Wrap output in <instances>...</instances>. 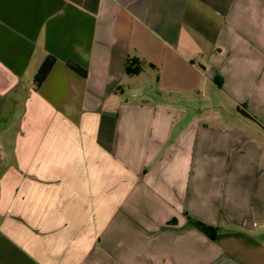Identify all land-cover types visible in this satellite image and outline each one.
I'll return each mask as SVG.
<instances>
[{
    "label": "crops",
    "instance_id": "obj_1",
    "mask_svg": "<svg viewBox=\"0 0 264 264\" xmlns=\"http://www.w3.org/2000/svg\"><path fill=\"white\" fill-rule=\"evenodd\" d=\"M263 241L264 0H0V264H264Z\"/></svg>",
    "mask_w": 264,
    "mask_h": 264
},
{
    "label": "trees",
    "instance_id": "obj_2",
    "mask_svg": "<svg viewBox=\"0 0 264 264\" xmlns=\"http://www.w3.org/2000/svg\"><path fill=\"white\" fill-rule=\"evenodd\" d=\"M56 61H57L56 58L53 56H49L43 61V63L41 64L40 68L38 69V71L34 77V85H35L36 89L40 88V86L44 83V81L48 77L49 73L53 69L54 65L56 64ZM69 67L71 69H73L75 72H77L83 76H86L85 70L78 67L77 65L69 64ZM194 225L198 229H200L201 231H203L205 234H207L209 236H211V233L214 230L212 227L207 226V225H205L201 222H198V221H194Z\"/></svg>",
    "mask_w": 264,
    "mask_h": 264
},
{
    "label": "rangeland",
    "instance_id": "obj_3",
    "mask_svg": "<svg viewBox=\"0 0 264 264\" xmlns=\"http://www.w3.org/2000/svg\"><path fill=\"white\" fill-rule=\"evenodd\" d=\"M264 242V241H263Z\"/></svg>",
    "mask_w": 264,
    "mask_h": 264
}]
</instances>
